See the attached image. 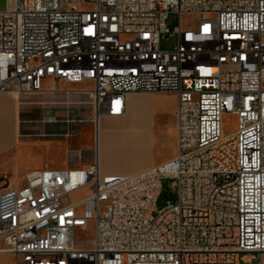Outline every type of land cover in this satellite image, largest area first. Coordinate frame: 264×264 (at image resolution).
Masks as SVG:
<instances>
[{"label":"built area","instance_id":"built-area-1","mask_svg":"<svg viewBox=\"0 0 264 264\" xmlns=\"http://www.w3.org/2000/svg\"><path fill=\"white\" fill-rule=\"evenodd\" d=\"M183 15L194 18L187 28ZM164 36L175 45L164 48ZM46 79L56 86L43 88ZM0 92L20 103L87 96L96 135L86 165L31 172L22 187L5 177L0 253L15 264H264V0H9ZM158 92L177 97L174 156L104 174L102 119L124 116L130 94ZM226 113L238 119L228 134ZM163 179L178 199L157 210ZM87 186L88 196L69 200ZM89 222L94 238L83 247L76 229Z\"/></svg>","mask_w":264,"mask_h":264},{"label":"rangeland","instance_id":"rangeland-1","mask_svg":"<svg viewBox=\"0 0 264 264\" xmlns=\"http://www.w3.org/2000/svg\"><path fill=\"white\" fill-rule=\"evenodd\" d=\"M192 15H183L182 26L187 28L193 22ZM179 17L177 14L171 13L166 19V25L170 30L178 26ZM176 43V38L164 36L162 46L171 48ZM56 83L52 80H43V88L55 87ZM60 86H65L60 82ZM78 89H88L92 84L85 82L81 84H73ZM148 93H135L140 96ZM13 103L12 98L3 99ZM23 103L17 109L18 120L16 115H13L14 129L6 125L5 128H0V137L13 135V131L21 134L19 137H24L26 134L30 139L42 140L50 139L51 132L57 135L52 138H62L65 133L74 132L81 125H84L82 135L56 141L51 140V159L57 162L61 167L66 165L64 158V149L66 144L71 146L79 145L82 142L93 141L91 133L93 130L88 124H93L91 105L87 96H71L63 98L53 96L51 94H41L25 96L22 98ZM48 102V103H47ZM55 102V104H49ZM133 106L135 102H132ZM156 105L139 107L131 113L128 119L121 118H105L101 124V133H103V142L100 143L101 165L102 167L114 173L132 174L141 169H145L150 165V162H158L166 157L171 158L176 150V132H175V115L172 108L175 104V98L170 93H160L155 100ZM51 120H59L54 123L52 128ZM66 120V121H65ZM125 127L129 131L147 132L150 135L148 140L141 133H125L118 136L117 133H112L110 129H121ZM238 128V119L236 115L226 113L223 116V133L228 134ZM94 131V138L95 137ZM109 142V145L107 144ZM66 142V143H65ZM106 147L108 148L106 150ZM95 145L92 148L86 149L80 158L79 154L72 151L68 154L71 163H77L81 159L82 162L89 163L94 156ZM26 152L22 150L16 160H10L0 156V189L6 185V178L13 185L22 187L25 185L26 178L23 176V170L12 171L9 173L10 166L17 164L28 165L34 164L36 158H26ZM93 190V186H87L77 190L69 195L71 202L79 201L85 198ZM178 199L177 188L173 185V180L163 179L161 183V191L155 203V209L160 210L168 205L169 202H176ZM83 209L80 206L79 211ZM76 241L83 247H89L91 240L94 238V224L89 222L87 229H76ZM0 245H3L1 243ZM0 264H15L14 257L9 253H0Z\"/></svg>","mask_w":264,"mask_h":264},{"label":"crops","instance_id":"crops-1","mask_svg":"<svg viewBox=\"0 0 264 264\" xmlns=\"http://www.w3.org/2000/svg\"><path fill=\"white\" fill-rule=\"evenodd\" d=\"M9 0H0V11L5 10L7 8ZM60 82L64 83L65 86L61 87ZM58 83L59 87L62 89H76L77 87H74L73 84L66 83L64 81H60ZM169 94V93H168ZM53 96H58V97H63V98H69L71 96H79L76 94H66V93H58V94H52ZM160 95V93H148V94H141L140 96L131 94L128 96V105H127V112L124 116L121 117H105V118H121V119H128L129 116H131V113L137 110L139 107H144V106H150V105H156L155 100L156 97ZM171 95V94H170ZM175 98V104L172 107L174 109V115H175V124H176V95L172 94ZM129 97H135L134 102L135 105L133 106L132 101H129ZM12 98L13 103L6 102L3 99H9ZM20 104H25V103H20L11 93L9 92H0V128H5L6 125L8 127H11L14 129L15 124L13 122V115L15 114L18 120V113L17 109L20 107ZM51 104H55V102H51ZM91 112H92V107H91ZM93 113V112H92ZM103 118L102 121L105 119ZM66 121V120H65ZM101 121V124H102ZM59 123V120H51L52 128L55 126L54 123ZM84 125H81L78 129H76L74 132H68L65 134H62V138H52L60 134H56L55 132H51V138L50 139H45L42 140L41 138L38 139H30L26 135L23 137H19L21 134L17 133V131H13V135L11 137L5 136V137H0V156L5 157L10 160H16V156L20 155V152L24 150L26 152L25 157L26 158H36V162L34 161V164L28 165V163L25 164H15L14 167L10 166L9 168V173L12 175L11 170L19 171L23 170V176L26 178L28 174L31 172L37 171V170H42L45 168H66L69 166H79V165H86L88 163L82 162L80 159L79 162L77 163H71L69 160L68 154L72 151L76 152L79 154L80 158L82 157V153L89 148H92V146L95 145V138H94V131L95 127L94 124H88V126L93 130L91 133L93 137V141H88V142H82L79 145L71 146L70 144H66V147L64 149V158H66V165L64 167H61L57 162H55L53 159H51V140H56L60 141L63 139H66L68 141L70 138L76 137L78 135H82L84 128ZM112 133H117L118 136H122L125 133H141L147 137L146 140L150 138V135L147 132H141V131H129L128 129H125V127L121 129H110ZM103 142V133H101V128H100V135H99V142H98V148H99V156H100V165H101V151H100V143ZM108 141V145H109ZM66 143V142H65ZM108 148L106 147V150ZM175 154V153H174ZM174 156V155H173ZM172 156V157H173ZM171 157V158H172ZM170 158L166 157L162 160H159L158 162H150L149 167L145 169H141L137 172H134L132 174H125V175H133L136 173H139L141 171H144L152 166H155L157 164H160L162 162H165L169 160ZM101 171L104 174H122V173H114V172H109L105 170L102 165H101Z\"/></svg>","mask_w":264,"mask_h":264},{"label":"bare ground","instance_id":"bare-ground-1","mask_svg":"<svg viewBox=\"0 0 264 264\" xmlns=\"http://www.w3.org/2000/svg\"><path fill=\"white\" fill-rule=\"evenodd\" d=\"M10 93V92H9ZM158 93H170L171 95L172 94H174V93H171V92H158ZM12 94V93H11ZM135 94V93H134ZM153 94H155V93H153ZM13 95V94H12ZM131 95V94H130ZM176 95V94H175ZM135 97H129V101H132V102H134V99ZM48 103V102H47ZM49 104H51V103H49ZM176 106H177V97H176Z\"/></svg>","mask_w":264,"mask_h":264}]
</instances>
